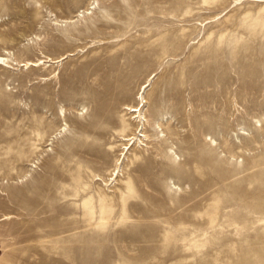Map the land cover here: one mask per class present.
<instances>
[{"label":"rangeland","instance_id":"1","mask_svg":"<svg viewBox=\"0 0 264 264\" xmlns=\"http://www.w3.org/2000/svg\"><path fill=\"white\" fill-rule=\"evenodd\" d=\"M0 264H264V0H0Z\"/></svg>","mask_w":264,"mask_h":264},{"label":"bare ground","instance_id":"2","mask_svg":"<svg viewBox=\"0 0 264 264\" xmlns=\"http://www.w3.org/2000/svg\"><path fill=\"white\" fill-rule=\"evenodd\" d=\"M45 62L43 60H38L36 62H33L32 65L33 66H40L41 64H44ZM29 65V63L27 64ZM136 112L137 111H141V109L139 110V106H137L135 109H134ZM133 138H130V140H132Z\"/></svg>","mask_w":264,"mask_h":264}]
</instances>
